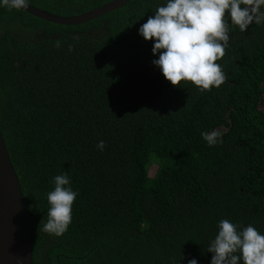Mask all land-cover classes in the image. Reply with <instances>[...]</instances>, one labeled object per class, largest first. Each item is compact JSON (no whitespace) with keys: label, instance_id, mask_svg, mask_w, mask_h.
<instances>
[{"label":"trees","instance_id":"16d2710c","mask_svg":"<svg viewBox=\"0 0 264 264\" xmlns=\"http://www.w3.org/2000/svg\"><path fill=\"white\" fill-rule=\"evenodd\" d=\"M112 1L29 5L70 17ZM165 3L130 0L76 26L0 8L18 29L0 33V132L32 264H210L221 219L264 233V19L243 32L226 23L229 46L216 61L225 80L201 91L167 81L138 34ZM212 130L222 142L209 146L201 132ZM64 173L78 195L55 236L40 222Z\"/></svg>","mask_w":264,"mask_h":264},{"label":"clouds","instance_id":"9594fccd","mask_svg":"<svg viewBox=\"0 0 264 264\" xmlns=\"http://www.w3.org/2000/svg\"><path fill=\"white\" fill-rule=\"evenodd\" d=\"M30 0H0V8L9 11L27 9ZM227 13V15H226ZM264 19V0H166L140 25L138 34L152 41V60L173 86L189 81L199 90L219 87L225 80L216 61L229 46L226 23L246 31L253 22ZM59 46V44L57 45ZM209 146L221 141V133L201 132ZM97 147L101 150L104 141ZM54 189L47 193V220L40 230L61 236L72 222V206L78 195L67 173L53 178ZM39 224V225H40ZM217 234L209 242L210 264H264V233L251 224L241 227L221 219ZM187 264H199L195 257Z\"/></svg>","mask_w":264,"mask_h":264},{"label":"water","instance_id":"95a60500","mask_svg":"<svg viewBox=\"0 0 264 264\" xmlns=\"http://www.w3.org/2000/svg\"><path fill=\"white\" fill-rule=\"evenodd\" d=\"M129 1L114 0L99 8L70 17L51 15L31 5L20 11L49 23L76 26L122 8ZM32 263L33 253L22 189L0 132V264Z\"/></svg>","mask_w":264,"mask_h":264},{"label":"flooded vegetation","instance_id":"af4514ba","mask_svg":"<svg viewBox=\"0 0 264 264\" xmlns=\"http://www.w3.org/2000/svg\"><path fill=\"white\" fill-rule=\"evenodd\" d=\"M12 25H15L14 22L5 21V22L2 23L0 21V27H2L0 33H2L5 29H9L13 33V36L14 35L17 36L18 35V33H17L18 32V29L12 31L11 28H6V27H9V26H12ZM34 31H35V36L34 37H41V35H43L42 33L41 34H38V32H40L39 30H34ZM23 34L25 36H27L28 35V32H25L24 31ZM42 264H44V262H42Z\"/></svg>","mask_w":264,"mask_h":264}]
</instances>
